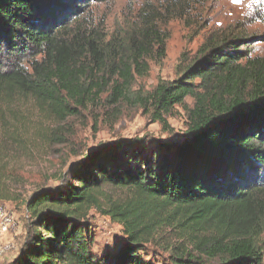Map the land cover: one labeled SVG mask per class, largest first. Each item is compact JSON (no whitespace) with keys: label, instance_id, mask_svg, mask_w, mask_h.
I'll use <instances>...</instances> for the list:
<instances>
[{"label":"trees","instance_id":"obj_1","mask_svg":"<svg viewBox=\"0 0 264 264\" xmlns=\"http://www.w3.org/2000/svg\"><path fill=\"white\" fill-rule=\"evenodd\" d=\"M91 1L102 0H0V111L16 97L62 117L106 91L117 102L130 96L134 76L147 73V57H164L168 33L145 20L112 75L90 80L103 65V39L80 24ZM258 38L264 34L244 30L208 37L190 63L177 64V77L147 96L152 121L163 127L173 107L183 109L180 143H101L72 168L71 182L33 191L23 241L6 264H157L146 244L170 225L178 232L169 264H264V55H250ZM103 186L134 198L105 205L124 239L96 254L84 218Z\"/></svg>","mask_w":264,"mask_h":264},{"label":"rangeland","instance_id":"obj_2","mask_svg":"<svg viewBox=\"0 0 264 264\" xmlns=\"http://www.w3.org/2000/svg\"><path fill=\"white\" fill-rule=\"evenodd\" d=\"M145 20L152 21L155 29L168 33L165 55L161 60L145 59L147 73L134 76L130 96L125 99L112 102L106 91L99 99L76 107L75 114L65 117L29 97H16L3 103L0 111V196L3 198L0 204L13 214L17 230L8 238L16 249L1 256L0 264H6L23 241L28 217L25 201L29 195L39 188L71 182L72 168L99 144L133 137L165 142L180 139L187 129L183 109L173 107L165 115L167 125L163 127L152 121L150 106L145 103L147 96L158 82L177 77V64L190 63L208 37L241 30L251 35L264 34V0L91 1L80 24L95 28L103 39V65L101 69L88 72L90 80H105L112 75L111 64L125 54L130 38H140L142 28L139 26ZM250 55H264L262 38L254 41ZM185 104L192 106L193 100L186 98ZM133 198L131 190L111 186H103L98 193L99 205L90 208L84 218L93 234L92 250L96 254L112 250L124 239L122 226L105 214L103 208L109 202L127 203ZM177 228L165 226L160 231L163 234L159 233L146 244L145 253L153 262H171V246L177 243ZM261 239L264 263V234ZM204 264H218V259H206Z\"/></svg>","mask_w":264,"mask_h":264},{"label":"built area","instance_id":"obj_3","mask_svg":"<svg viewBox=\"0 0 264 264\" xmlns=\"http://www.w3.org/2000/svg\"><path fill=\"white\" fill-rule=\"evenodd\" d=\"M16 230L17 222L13 214L7 206L0 204V257L16 249L15 244L8 239Z\"/></svg>","mask_w":264,"mask_h":264},{"label":"water","instance_id":"obj_4","mask_svg":"<svg viewBox=\"0 0 264 264\" xmlns=\"http://www.w3.org/2000/svg\"><path fill=\"white\" fill-rule=\"evenodd\" d=\"M182 138V137H181ZM178 139V140H175V141H171L172 143H180L182 141V139Z\"/></svg>","mask_w":264,"mask_h":264}]
</instances>
